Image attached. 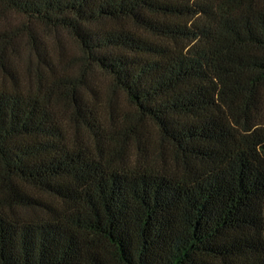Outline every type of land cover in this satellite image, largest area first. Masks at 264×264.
I'll return each instance as SVG.
<instances>
[{
    "label": "trees",
    "instance_id": "trees-1",
    "mask_svg": "<svg viewBox=\"0 0 264 264\" xmlns=\"http://www.w3.org/2000/svg\"><path fill=\"white\" fill-rule=\"evenodd\" d=\"M0 264H264V0H0Z\"/></svg>",
    "mask_w": 264,
    "mask_h": 264
},
{
    "label": "rangeland",
    "instance_id": "rangeland-1",
    "mask_svg": "<svg viewBox=\"0 0 264 264\" xmlns=\"http://www.w3.org/2000/svg\"><path fill=\"white\" fill-rule=\"evenodd\" d=\"M9 17H10V21H12V22H18L19 20H22L21 18H19L18 16H15V14H9ZM52 40V39H51ZM50 40V41H51ZM68 43H69V45L72 47V48H74L75 49V45L73 44V42L70 40V39H68ZM120 99V98H119Z\"/></svg>",
    "mask_w": 264,
    "mask_h": 264
}]
</instances>
